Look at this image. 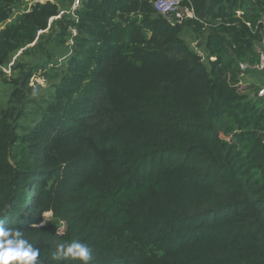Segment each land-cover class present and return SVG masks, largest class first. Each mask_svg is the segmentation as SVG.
I'll list each match as a JSON object with an SVG mask.
<instances>
[{
	"label": "trees",
	"instance_id": "16d2710c",
	"mask_svg": "<svg viewBox=\"0 0 264 264\" xmlns=\"http://www.w3.org/2000/svg\"><path fill=\"white\" fill-rule=\"evenodd\" d=\"M58 1L0 0V67L20 50L51 57L48 42L68 48L64 62L0 69L4 227L42 264H81L53 259L73 241L90 264H264V98L234 85L259 61L264 0H182L195 16L182 21L156 0L66 13ZM47 212L54 222L36 227Z\"/></svg>",
	"mask_w": 264,
	"mask_h": 264
},
{
	"label": "clouds",
	"instance_id": "9594fccd",
	"mask_svg": "<svg viewBox=\"0 0 264 264\" xmlns=\"http://www.w3.org/2000/svg\"><path fill=\"white\" fill-rule=\"evenodd\" d=\"M42 215L44 219L36 224L38 228L47 223L51 217L50 212ZM4 224L5 219H0V264H42L39 259L40 249L24 238L23 232L18 227L5 228ZM53 259L58 262L72 259L80 261L81 264H90L92 250L86 243L73 241L67 245H59Z\"/></svg>",
	"mask_w": 264,
	"mask_h": 264
},
{
	"label": "rangeland",
	"instance_id": "374dc122",
	"mask_svg": "<svg viewBox=\"0 0 264 264\" xmlns=\"http://www.w3.org/2000/svg\"><path fill=\"white\" fill-rule=\"evenodd\" d=\"M37 1H41V0H29V3H34ZM58 4H59L60 10H67L70 2H69V0H63V1L59 0ZM183 11L184 10L182 9L178 13H182ZM0 28H1V25H0ZM180 35H181V37H183L187 41V43L193 49H195L203 57L205 56L202 45L200 44L202 39L196 38L195 35L193 34V32L190 30V28H188V27L184 28V30L181 32ZM69 43H70V38L68 39V42L66 43V45ZM44 46H45V48L51 49V52H50L52 54L51 57H49L48 54L46 53V51L42 50L41 48H33L29 53H25V54H23V56L19 57V55L21 53V50H20L12 57V61H11V63L8 64L7 67L2 66V67H0V69L6 74L7 77H9L12 73L11 66L14 64V61L17 58H19V62L21 64L23 63L26 67H28V65H30V64L33 65L36 62L44 61L45 59H48V58H52L56 62H64V60L66 59L65 57L68 54V48L66 46H56V45L54 46L53 43H50V42L45 43ZM47 84H48L47 81L44 79V77L42 75H37V76L32 77L30 79V85H33V86L39 85V87L36 89L35 96L44 95ZM248 86H250V85L243 86V88L247 89ZM10 92H11V86L9 85V83L5 82L0 77V104L1 105H5L8 97L10 96ZM252 92H253V90H252ZM47 213H49V212H47ZM43 219H44V217H43ZM49 221L54 222L52 215H51V217H49Z\"/></svg>",
	"mask_w": 264,
	"mask_h": 264
},
{
	"label": "built area",
	"instance_id": "2783aa9c",
	"mask_svg": "<svg viewBox=\"0 0 264 264\" xmlns=\"http://www.w3.org/2000/svg\"><path fill=\"white\" fill-rule=\"evenodd\" d=\"M182 0H156L154 2V8L157 12L169 16L174 15L176 21H182L184 17H195L193 13L192 5L189 3L190 8L187 10L181 6ZM81 0H72L70 9L62 11L70 12V10L76 9ZM184 10L182 13H178L180 10ZM237 14H240V11H237ZM248 24V23H247ZM255 32H257L261 39H259L257 52L260 54L259 61L253 62L251 64L241 63L240 67L242 72L239 75L238 81L234 83L238 88L246 85H253L256 87V90L253 95L264 98V27L263 19H260L258 24L255 26ZM244 77V78H243ZM247 78V79H246Z\"/></svg>",
	"mask_w": 264,
	"mask_h": 264
},
{
	"label": "crops",
	"instance_id": "0c3cea01",
	"mask_svg": "<svg viewBox=\"0 0 264 264\" xmlns=\"http://www.w3.org/2000/svg\"><path fill=\"white\" fill-rule=\"evenodd\" d=\"M43 0H41V2H42ZM60 9V8H59ZM62 11H65V10H60V12H62Z\"/></svg>",
	"mask_w": 264,
	"mask_h": 264
}]
</instances>
